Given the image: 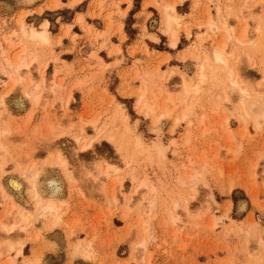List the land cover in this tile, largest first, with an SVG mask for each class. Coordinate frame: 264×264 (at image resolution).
Segmentation results:
<instances>
[{"label": "rangeland", "instance_id": "1", "mask_svg": "<svg viewBox=\"0 0 264 264\" xmlns=\"http://www.w3.org/2000/svg\"><path fill=\"white\" fill-rule=\"evenodd\" d=\"M0 1L13 5V0ZM16 1L11 14L0 15V55L23 46L21 23L41 28L49 25L48 18L51 40L31 47L41 55L31 66L34 82L41 84L39 102L26 95L33 83L26 74L27 80L17 83L0 105V165L5 166L4 173L0 167V186L7 188L8 177L23 183L13 199L0 189V220L8 226L0 223V264H264V128L246 115L243 119L241 96L224 66H206L210 70L203 82L201 61L182 58L190 50L224 44L242 85L264 96V30L258 29L264 23V0L177 3L183 22L177 47L161 30L160 10L176 0L84 1L76 10L89 1L86 12L74 18L79 34L71 32L72 24L56 29L55 13L43 15L39 23L25 19L26 5L33 2ZM72 1L65 3L74 7L82 0ZM121 2L133 3L135 15L125 21ZM44 4L55 9L62 2ZM72 12L60 10L58 16L67 20ZM85 15L96 16L104 27L87 23ZM223 17L236 35L244 32V43L228 38L222 28H209V18ZM101 51L115 60L106 62ZM128 58L131 66L119 68L117 77L108 72ZM44 65L43 79L39 68ZM175 66L178 74H171ZM181 73L192 86L189 93ZM2 74L0 97L11 85ZM145 84L150 100L158 95L164 104L167 96L174 98L170 115L159 123L137 106ZM19 97L22 107L14 103ZM188 104L192 114L182 119ZM90 141L93 146L83 148ZM156 142L163 145L164 158ZM129 155L135 158L127 164ZM60 159L65 165L58 164ZM31 171H41L36 180L42 188L50 176L62 183L59 221L41 215L30 194ZM143 180L148 186L137 187Z\"/></svg>", "mask_w": 264, "mask_h": 264}, {"label": "bare ground", "instance_id": "2", "mask_svg": "<svg viewBox=\"0 0 264 264\" xmlns=\"http://www.w3.org/2000/svg\"><path fill=\"white\" fill-rule=\"evenodd\" d=\"M25 1H27L28 4L30 2H34V0H24V2ZM79 1H81V0H73L72 4L74 5V4L78 3ZM183 2H184V0H176V1L171 2V3H165V4L160 5L161 25H162V29L161 30L169 36L170 44H171L172 47H176L178 45L179 36H180V28L183 26V24H182L183 22L180 20V14L177 11V3H183ZM78 21L81 23L83 21V18L78 16ZM229 21L230 20H229L228 17H223L220 20L218 19V21H216V20H214L212 18H209L207 23H208V26H209L210 29L217 30V29H221L222 28V29L226 30V32H227L226 34H227L228 38H235L237 40V42L244 43L243 42L245 40L244 39V36H245L244 32H242V34L240 36L236 35L235 31L230 27ZM21 26H22L21 33H22V37H23V40H22L23 46L21 47V49L19 51L15 52L14 54L13 53H9V52L8 53L7 52H3V54L0 55V71L3 74H5L6 77L8 78L7 80H9L11 82V85L9 86V89L4 93V95H2L0 97V105L4 104L6 94H8L17 83L24 82L25 80H27L26 79V74H28L30 80L33 79L32 80L33 83L31 82L32 85L27 86V88L25 87L26 88V90H25L26 91V95L33 96L35 103H38L39 100H40V97H41V93L38 92V89L41 88L40 87L41 84L39 83V81L37 82V80H36V82H34V78L35 77L33 78V76H32L33 71L31 70V66L37 64L40 61L41 55L36 51V49L34 50L31 47H36V46H39V45L49 44L50 40H51L50 32L47 29V26H48L47 22L42 23V27L41 28H38V27H36L34 25L28 27L27 24H25V23H21ZM184 27L187 30L189 29V27L187 25H184ZM262 28L264 30V23L263 22L261 23V25H259L258 29H262ZM260 32H262V31H260ZM245 34H246V32H245ZM262 34H264V33H262ZM153 38H154V40L158 39V37H155V36H153ZM198 48H200V47H198ZM13 49H14V47H13ZM118 49H119V47H118ZM261 49H262V47H261ZM12 52H14V51H12ZM182 53L184 54V52H182ZM188 57L196 58V59L201 61V63L199 64V67H198V70H199L198 72H199L200 80H202V81L206 80V78H207L206 70L208 71L209 68L206 69V66H209V67H212L213 65H217V66L222 65V66H224L227 69V72L229 74L230 82L232 83V85L235 88L238 89V93L241 96V101H240V103L242 105L241 107L245 110V114L243 115V119L246 116H248V117H250V118H252L254 120L255 125L258 128H264L263 127L264 126V96L262 95V92L256 91L253 88L250 89L249 87H246V86L244 87V85H242V83L238 79V75H237V73L235 71V68H232L230 66V64H229L230 57H228V55L224 52V44H219V43H218V45L217 44L216 45L210 44L209 49L208 48L202 49V50L199 49L198 52L190 50V51L186 52L185 55L182 56L183 59H186ZM164 60L168 61L169 60V55H166ZM46 67L47 66L44 65L42 69L39 68L40 72H42L43 79H44V74H45V71H46ZM177 69L178 68H176V66L172 67L171 68V74H175V73L178 74V70ZM29 74H31V75H29ZM181 74H183V73H181ZM185 76H184V74L182 75L183 89H184V91L189 93V92L192 91V88H191L192 86L190 85L189 80H187V78ZM163 86H165V85H163ZM150 91H149V88H148L147 84H145L142 88L139 89L138 98H137V106L142 111H144L146 114L154 115L153 117H155V118H154L153 121L155 123H159V121H161L163 117L170 115V112H171V109H172L171 107L175 103L174 100H173L174 98H172L171 95L167 96L165 103L164 104L163 103L160 104V103H158V101H159L158 95H156L155 100H150L148 98V94H149ZM252 92H254V94L255 93L256 94L254 95V94H252ZM14 103H15L16 106L22 107L24 102H23L22 98L19 97L18 99H16L14 101ZM67 103L69 104V101ZM169 103L170 104L172 103V104L170 105ZM191 108H193V107H190L189 104L188 105H184V107L182 108V111H181V115H180L182 119H185V118L189 117L192 114L191 113ZM93 124H94V128L97 129L95 123H93ZM82 131H84L83 127H82ZM83 139H85V138L82 137V140ZM76 140H77V142H80L81 141V137L77 136ZM91 146H93V142L92 141H90V143H87L83 148L91 147ZM155 149H156V152L158 151L159 156L164 158L165 149H164L163 145L160 142H156L155 143ZM57 157H60V156L58 155ZM133 158H135V157H133L132 155H129L127 164H130L131 161L133 160ZM49 161H51V160H49ZM2 163H4V162H2ZM59 163L62 164V165H65V162L63 160H61V159L59 160L58 164ZM3 166H4V164L0 165L2 173H4V170H5V169H3ZM38 167L40 169L42 168L40 166H38ZM25 170H27V169H25ZM35 170H37V169H35ZM42 170H45V169L43 168ZM27 171H30V169L27 170ZM27 171H26V173H27ZM40 172L41 171H34V172L31 171L30 177L32 179L31 181H32V185H33V187H32L33 190H32V192H30V194L33 193V197L36 199L35 200L36 201V205L41 210L40 213H41V215L43 217L48 218L49 216H51V217H54V218L58 219L59 214H60L59 210L61 209L60 206L62 205V204L61 205L59 204V202H61V201H59V199H60L59 198V194L61 193V190H62V183L58 179L50 176L46 180V182L43 181L45 184H44V188H42V186H43L42 184L43 183H41L38 180H36V177L38 176V174ZM2 173L0 172V174H2ZM105 175L109 176V170L105 171ZM147 186H148V181L143 180V181L140 182V184L137 187H147ZM5 188L6 187H1L0 186V189L2 190V192L5 195H7L8 199H9L10 196L13 199L14 198V197H12V196H14L13 193L20 194V192H21V190L23 188V183L19 179L15 178V177H8L7 178V188H8V190H10L12 192V194H10V192L7 190V188L6 189ZM30 190H31V188H30ZM151 190L154 191L155 187L151 188ZM7 191L9 193H7ZM44 193H46V195H47L45 199L43 197ZM31 199H33V198H31ZM143 199H145V197L141 198V200H143ZM155 202H156L155 199L150 200V202H149L150 205L148 207V210L150 212H151L152 208L155 206ZM187 202L189 203V199H187ZM187 205H186L185 208L188 209ZM245 207H246V203H242L240 205V209L241 210L245 209ZM23 209H21V210H23ZM26 209H27L26 212L28 213L30 208L28 209L26 207ZM19 219H21V218H19ZM25 219L27 220V218H25ZM56 219H53L55 221L54 222L55 224H56ZM175 219L177 220L178 218H175ZM58 221H59V219H58ZM0 223L5 229L8 227L6 224H4L2 222V220H0ZM26 224H27V222H26ZM15 226H16V224H15ZM6 231H9V230L7 229ZM6 247H8V246H6ZM10 247L12 248V245ZM10 247H9V249H10ZM20 248H22V247H20ZM78 250H82V249L78 248ZM6 251H7V249H6ZM19 252H21V249L19 250ZM13 261H14V259H13ZM4 264H13V263L12 262H7V263H4Z\"/></svg>", "mask_w": 264, "mask_h": 264}, {"label": "crops", "instance_id": "3", "mask_svg": "<svg viewBox=\"0 0 264 264\" xmlns=\"http://www.w3.org/2000/svg\"><path fill=\"white\" fill-rule=\"evenodd\" d=\"M67 1L68 0H61L62 5L60 7H57L55 9H52V8H48V7L45 6L44 0H36L31 5H28V6L26 5V8L29 9L30 12L26 15V18L25 19L34 20L35 23H39L40 21H42L45 18V17H43V15H45L47 13H55V16L54 17H55V22H56L55 23L56 29L59 28V25L61 23L72 24V26H71V32H76V33L79 34L80 27L76 23H74V18H75V16H76L77 13H85L86 12L87 7H88V3H89L90 0L85 4V6H83L82 8H80L78 10H76L77 7H79L84 1H87V0H82L80 3H78L74 7H69L68 5H66L65 2H67ZM12 3H13V5H10V4L8 5L7 3H5L3 1H0V15H4V14L8 15V14H11L13 12L12 9L14 7H16V5L18 4L16 0L15 1L13 0ZM38 8L41 9V12L40 13L37 12V9ZM120 8L121 9H125V8L127 9L124 17L122 18V21H125V19L131 14V12L133 10V3L128 6V3L127 2H121ZM64 9H67V10L70 9V10L74 11V12H72L71 17L69 19H67V20H62L61 19V16H58L59 15L58 14L59 11L60 10H64ZM131 15H135V13H132ZM46 19L49 22L48 28L50 29L51 22H50V20L48 18H46ZM84 20L87 23H90V24L94 25L97 28L104 27V24H102V22L100 20H98L96 16L95 17H90L88 15H85ZM179 38H180V36H179ZM111 39H112V41H114V43H117V40H115L114 36H112ZM125 47H127V44L124 41L121 44V48H122L123 54L127 57V55L125 54V51H126L125 50ZM100 53H101V56L103 57V59L106 62L111 63V62H113L115 60V57H116L115 55H111L110 56L105 51H101ZM170 53L174 54V52H170ZM131 61L132 60L128 58V60L126 61V63L124 62L120 66L110 68L108 70V72H113V74L117 77L116 71H118L119 68H124V67L131 66ZM116 80H117V82L119 81L118 78H116ZM126 98H128V97H126ZM130 98H133V97L131 96Z\"/></svg>", "mask_w": 264, "mask_h": 264}]
</instances>
